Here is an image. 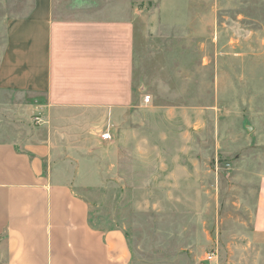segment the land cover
Here are the masks:
<instances>
[{
	"label": "rangeland",
	"instance_id": "obj_1",
	"mask_svg": "<svg viewBox=\"0 0 264 264\" xmlns=\"http://www.w3.org/2000/svg\"><path fill=\"white\" fill-rule=\"evenodd\" d=\"M134 2L142 104L124 127L110 114L88 127L102 141L94 149L58 113L62 154L48 170L70 169L57 177L78 185L95 227L125 232L131 264H264V0ZM30 4L0 0V56L8 20ZM42 100L0 91V127L29 138L43 126L30 106Z\"/></svg>",
	"mask_w": 264,
	"mask_h": 264
},
{
	"label": "crops",
	"instance_id": "obj_2",
	"mask_svg": "<svg viewBox=\"0 0 264 264\" xmlns=\"http://www.w3.org/2000/svg\"><path fill=\"white\" fill-rule=\"evenodd\" d=\"M28 9L7 22L0 91L43 99L30 106L43 126L26 139L0 127V256L6 264H131L125 232L95 227L78 185L57 177L70 169L48 168L62 154L53 130L58 113L62 125L81 126L94 149L102 141L93 129L110 115L124 127L142 104L134 84L139 8L134 0H31Z\"/></svg>",
	"mask_w": 264,
	"mask_h": 264
},
{
	"label": "built area",
	"instance_id": "obj_3",
	"mask_svg": "<svg viewBox=\"0 0 264 264\" xmlns=\"http://www.w3.org/2000/svg\"><path fill=\"white\" fill-rule=\"evenodd\" d=\"M150 101H151V97L150 96H147L146 98H145V102L146 103H150ZM103 140H110L111 139V135L110 134H104L103 135ZM214 254H210L208 257H207V259L209 260V261H213L214 260Z\"/></svg>",
	"mask_w": 264,
	"mask_h": 264
}]
</instances>
